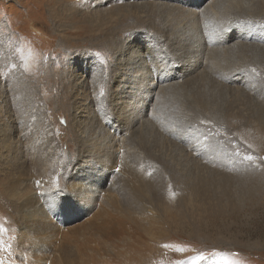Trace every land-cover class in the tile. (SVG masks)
I'll list each match as a JSON object with an SVG mask.
<instances>
[{"label": "rangeland", "instance_id": "374dc122", "mask_svg": "<svg viewBox=\"0 0 264 264\" xmlns=\"http://www.w3.org/2000/svg\"><path fill=\"white\" fill-rule=\"evenodd\" d=\"M191 1L0 0V264H264V0Z\"/></svg>", "mask_w": 264, "mask_h": 264}, {"label": "bare ground", "instance_id": "6f19581e", "mask_svg": "<svg viewBox=\"0 0 264 264\" xmlns=\"http://www.w3.org/2000/svg\"><path fill=\"white\" fill-rule=\"evenodd\" d=\"M202 1H204V0H192L191 1V4H192V7H193V11L194 12H199V9H200V3L202 2ZM228 2H229V0H228ZM228 2H227V4H228ZM231 2V1H230ZM230 2H229V4H230ZM232 3V2H231ZM198 4H199V6H198ZM231 5H234V7L235 8H238V7H240L241 5L239 4V2H234V4H231ZM230 6V5H229ZM211 12H212V10H211ZM212 40V39H211ZM204 41V42H203ZM215 42H212V41H210V40H208L207 41V39L206 38H200V40L198 41V45L196 46V52L198 53V56L202 53V51H203V46L204 45H213ZM215 45V44H214ZM203 54V53H202ZM200 55V56H202L203 57V55ZM197 63H196V65H195V67H196V69L198 68V67H203V66H205V62L202 60V58H198V60L196 61ZM212 63H213V65L212 66H206V67H208V69L210 68V70H211V73H213V74H216L217 75V71H220V68L221 67H219L218 65H219V63H217V62H213L212 61ZM221 72V71H220ZM154 86H158V84H156V83H153L152 85H150V87L151 88H153ZM185 102V101H184ZM191 102L193 103L194 102V109H192L191 108V106L193 105V104H191ZM201 103H203L204 104V101L201 99V98H199V96L198 95H196V97H195V99H194V97H191V101H189V102H187L186 104H187V108L189 109V111H191V113H192V117L194 118V119H199L200 118V115H201V111H203L202 109H199V105L198 104H201ZM205 108V107H204ZM223 110V109H222ZM219 114H224V112H219ZM134 117V116H133ZM222 119V118H221ZM194 122H197V121H195L194 120ZM46 200V199H45ZM39 203V202H38ZM40 205V204H39ZM131 211L132 210H127V209H125V210H116V211H114L113 213H112V216L113 217H115L116 218V220L113 222V223H111V225H114V228H112L111 230H108V229H105V226H101V227H99L98 229H97V231L99 232V233H101V235L103 234H105V235H108L109 237H110V242L112 241V244H111V248H109V246H108V242H107V240H104L103 242H104V244H102V241H101V238H99L98 239V241L96 242L95 241V244L97 245V248H99L98 247V245L99 246H104V251H110V252H117L116 251V249L118 248V244L119 243H121V245H122V243H124V247H123V251L125 252V254H128V255H130L131 256V259L132 260H140V258L143 256L142 254H137L136 253V250H135V248L131 245V244H129L128 242H126V241H123V242H121V240H122V236H123V234H124V232H125V228H124V225L126 224V226L128 225V224H136V221H135V219H133L132 218V214H131ZM133 212V211H132ZM136 214H138L140 217H141V219L142 218H149L152 222L154 221H156V218H157V216L156 215H153V216H151V215H147V214H145V212H143V211H134ZM102 214H105V212H102ZM134 214V213H133ZM176 215H178V214H176ZM169 217V216H168ZM159 219V218H158ZM137 220V219H136ZM139 221V220H138ZM130 224V225H131ZM22 237H24V235L22 236ZM107 237V236H106ZM114 238V239H113ZM94 243V242H93ZM96 245H95V247H96ZM100 249V248H99ZM98 249V250H99ZM111 254L112 256L113 255H115V256H118L117 254ZM110 254H109V256H111Z\"/></svg>", "mask_w": 264, "mask_h": 264}, {"label": "snow or ice", "instance_id": "6c2138e0", "mask_svg": "<svg viewBox=\"0 0 264 264\" xmlns=\"http://www.w3.org/2000/svg\"><path fill=\"white\" fill-rule=\"evenodd\" d=\"M246 159L248 160H253L254 157L252 156H247ZM207 257H205L204 255H200V256H197L193 259V261L191 262V264H197L198 261H201V260H206Z\"/></svg>", "mask_w": 264, "mask_h": 264}]
</instances>
